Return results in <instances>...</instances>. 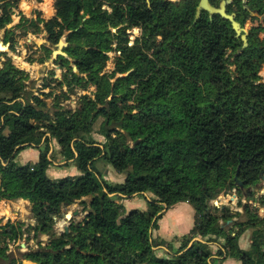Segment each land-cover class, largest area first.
I'll return each instance as SVG.
<instances>
[{
    "label": "trees",
    "instance_id": "obj_1",
    "mask_svg": "<svg viewBox=\"0 0 264 264\" xmlns=\"http://www.w3.org/2000/svg\"><path fill=\"white\" fill-rule=\"evenodd\" d=\"M0 2L2 29L11 18L7 0ZM198 2L151 0L147 8L145 0H54L55 15L33 24H43L54 48L64 32L72 31L65 52L79 76L69 69L61 84L69 89H84L85 82L95 87L93 97L80 96L74 112L57 103L51 113L45 99L52 94L42 92L48 85L35 96L22 72L3 63L0 200L29 201L32 218L49 236L46 246L25 259L35 264H215L224 256L240 264H264V218L255 223L257 209L242 205L243 217L233 236L220 222L235 225L229 210L222 208L215 216L210 206L236 189L233 177L240 160L243 187L253 188L264 177V83L256 84L264 65V41L258 39L264 27L250 30L249 49L236 63L247 53L255 61L245 59L233 80L225 55L240 40L228 22L205 12L192 26ZM124 23L143 28L147 35L129 45L117 29ZM110 51L120 53L115 69L101 75ZM66 59V65L72 64ZM132 85L141 95L136 106L129 101ZM98 119L95 132L104 142L92 136ZM52 138L59 150H53ZM29 148L39 151L38 160L18 163V155ZM57 157L65 162L62 167L73 166L79 175L50 177ZM98 162L110 165L123 182L103 180ZM110 194L116 200L144 194L155 198L149 200L148 211L132 210L122 217ZM85 197H90L88 204ZM246 199L254 200L252 192ZM258 199L264 207V194ZM77 201L87 206L84 220L55 237L54 218ZM180 203L194 211L191 238L157 257L150 233L161 212ZM252 227L250 247L242 250L239 239ZM18 232L10 224L0 227V237L10 241ZM195 235L204 243L194 242L182 253ZM0 261L16 264L1 249Z\"/></svg>",
    "mask_w": 264,
    "mask_h": 264
},
{
    "label": "rangeland",
    "instance_id": "obj_2",
    "mask_svg": "<svg viewBox=\"0 0 264 264\" xmlns=\"http://www.w3.org/2000/svg\"><path fill=\"white\" fill-rule=\"evenodd\" d=\"M7 3L9 4V6L6 7V10L10 12L11 21L4 28L0 29V46H2V50H0V68L2 67L3 63H11L15 67V69L22 72L21 78L25 80L26 85L30 86V90L35 96L40 95L39 90L42 86L48 85V87L42 90V92H51L52 94L50 97L45 99V102L51 113L54 112L53 106L57 103L60 104L63 110H70L72 112L76 111L80 108L81 105L79 103L80 96L87 95L89 97H93L95 87L91 84H88L87 82L84 83V89L83 87L78 85L69 89L65 85L61 84L65 79V75L68 74L69 69H71L76 76H79L76 68L73 65V60L69 56H67L65 52L66 47L57 49V47L54 48V46L50 44V42L47 40V34L42 23L37 24V26L33 24V22L38 18L44 21H48L55 15V10L53 7L54 0H7ZM3 4L4 2H0V19L3 18ZM252 15L254 14L252 13ZM241 21L244 28L243 33L247 37L250 33V30H252L254 27H264V23H260V20L258 18H253L249 15H244ZM117 29L122 30L123 37L127 40L129 45H132L137 39H144L147 35L146 31L143 28L136 29L133 25L128 23L120 25ZM112 32L117 33L116 29H112ZM258 39L260 41H264L263 32L259 33ZM62 42L67 43L63 37L61 38V43ZM113 47H115V45H113ZM248 49L249 42L248 45L244 47L242 42L240 41L234 51H228L225 55V57H229V62H231L227 65V69L232 75L233 80L239 77V75H237L238 70L240 71V67L245 64V59L251 58L247 53V55H245L246 57H243L241 61L236 63V57L244 54V52ZM56 52H58V54L54 56ZM107 55L108 60L103 68L101 75L110 74L111 72H113L120 53L116 51H110L109 53H107ZM65 58H67L66 60L72 62V64L66 65L63 60ZM12 59L14 61H12ZM250 60L253 62L255 61V59ZM15 62L21 65L23 68L16 67ZM126 75H128V73L124 75H117L114 79L111 80V83H114L117 77H123ZM257 75L259 76V79L256 81V84L264 83V65L261 66ZM68 78H71V75L68 76ZM131 88L132 89L129 93V101L130 104L136 106L141 100V95L137 91V87H135V85H132ZM122 95H124V93L117 97H120ZM40 98L43 99L42 96H40ZM143 105H146L145 102ZM133 113H137V111H134ZM100 122L101 119H98L95 122L94 132L92 133V136L95 139H99L101 142H104V139L95 132L98 129ZM46 135L49 136V134ZM50 144L52 147L57 146V143L53 138L50 140ZM55 150H59V148ZM30 151L31 154L39 155V151L37 149L29 148L27 149V151H22L23 153L19 154V156L16 158V161L21 164V161L24 162L28 160L30 158ZM54 164H59L57 166L62 167L65 163L59 162V158L57 157V160L54 162ZM62 168H64L63 171L66 172L67 167ZM96 168L101 173L102 179L107 183L115 184L123 182V177L116 171H114L112 167L107 163L98 162L96 163ZM69 171L70 170H68L67 173H69ZM54 175L61 178V173H59V175L52 173L51 176L53 177ZM76 176L77 175H70L69 177ZM235 187L236 189L232 190L230 193L220 195L210 203V206L212 207V214L215 216L221 215L222 208L229 210L233 218L232 220L234 221L233 223H235V225H227L223 221L220 222L222 228L225 229V232H233V236L237 233L236 230L237 227H239L238 225H236V223H239L240 219H242L243 217L242 205H249L251 208L257 209V220L255 221V223H259L264 218V207L259 206L258 201V198L264 194V177H262V179H260L257 185L253 188L249 186H245L243 188H239L237 186ZM248 192H252V194L254 195V200L246 199V193ZM110 195L109 198L112 199V202H114V205L118 208L119 214L122 217L126 216V214H128L132 210H139L144 212L148 211L149 200L155 198L152 195L147 194V198L149 200L145 196L138 195H135L131 198L123 197L122 200H116L113 199L115 194ZM82 200H84L85 203L88 204L90 197H85ZM86 207V205L80 203L79 201L68 207H65L62 211V216L54 218V236L58 237L65 231V229L67 231L72 224L82 222L87 215V211H85L87 210ZM30 210L31 203L27 200H0V227L3 228L7 224H10V226L16 228V231H19L18 238L13 241H10L7 236L0 237V249L4 252L8 260L13 259L16 264H35L30 260L25 259L23 256L31 251L37 250L40 247L46 246L49 241V236L40 232L38 226L36 225V221L31 216ZM168 210H164L161 212L160 219L163 215L165 216L168 214L167 216H169ZM182 214L184 217H188L187 214H184L182 212L178 219H182ZM66 216H69L70 219H67ZM194 219L195 216H193V222L191 221L190 223L191 218H186V220L179 223L178 226L171 227V225L169 224L170 231L172 230L175 235H177V233H180L179 230L184 231L188 226H192V228L187 233H183L184 235L180 237H170V240H166V238H162L160 236V234L158 233L159 222H157L155 228L150 233V237L152 239L151 241L156 245H154L156 256L160 258L165 257V255H167L166 252H164L165 250L169 251L170 248L171 250H177L181 246L184 239L191 238ZM253 229L254 227L247 228L239 239V241L241 240V245L245 250H248V248L250 247V237ZM163 236L166 237L165 235ZM195 238L201 239L197 235H195ZM213 251L215 250L213 249ZM220 259V263L216 262L215 264H223V262L227 260L224 258V256H222ZM234 261L236 264H240V262L233 259H228L225 264H234ZM0 264H3V262L0 261Z\"/></svg>",
    "mask_w": 264,
    "mask_h": 264
},
{
    "label": "water",
    "instance_id": "obj_3",
    "mask_svg": "<svg viewBox=\"0 0 264 264\" xmlns=\"http://www.w3.org/2000/svg\"><path fill=\"white\" fill-rule=\"evenodd\" d=\"M169 1H173V2H178L180 0H169ZM146 2V5H147V8H150V2L151 0H145ZM205 12L208 14L209 18H212L213 16H218L220 17L222 20L226 21V22H229L230 23V27H231V30L234 32L235 34V37L237 39H239L243 46L246 47L248 45V38L247 36L243 33L244 32V28L240 25V23H238L236 20H235V15L234 14H228L227 11H226V2L225 1H222L218 7H215L213 6L209 0H199L198 2V5L196 7V10H195V16H194V20H193V23H192V26L194 24H196V22L200 19L201 17V14ZM72 31H66L64 32L63 34V38L66 40L67 36L71 33ZM67 46V43L65 42H62L61 43V40L59 41V43L57 44V49H61L62 47H66ZM1 49H2V46H0ZM58 54V52H56L54 54V56H56ZM242 160H240V164L238 166V168L236 169L235 171V175L233 177V180H234V184L239 187V188H243L244 186V182L241 181L239 179V173H240V167H241V164H242ZM110 196H113V195H110ZM164 211V210H163ZM67 219H70L69 216H66ZM227 225H230L232 224V221H228L226 222ZM66 231V229H65ZM194 242H203L201 239L199 238H194L192 239L190 242H189V245L188 247L182 251L185 252L188 248H190V246L194 243Z\"/></svg>",
    "mask_w": 264,
    "mask_h": 264
},
{
    "label": "crops",
    "instance_id": "obj_4",
    "mask_svg": "<svg viewBox=\"0 0 264 264\" xmlns=\"http://www.w3.org/2000/svg\"><path fill=\"white\" fill-rule=\"evenodd\" d=\"M96 140H98V142H101L99 139H96ZM52 148H53V150L58 149L57 146L52 147ZM24 151H27V149ZM23 152H21V153H23ZM29 156H30V158L24 162L21 161V164H25L28 162L35 163L38 159L37 158L38 154H31V151L29 152ZM57 165H59V164H54V166L50 168V170L48 172L50 177H52L51 176L52 173H54L56 175H59V173H61V178L67 177L70 175H72V176L78 175V172L76 171L75 167H73V166L67 167L66 172H65V171H63L64 168L59 167ZM68 170H70L69 173H67ZM52 178L57 179L60 177L59 176L56 177L54 175ZM144 196L147 198V194H144ZM181 210L184 214H187L188 217H184L182 214V217H181L182 219H178L182 213ZM168 211H169V216H167L168 214L165 216L163 215L162 218L158 221L159 222V224H158L159 225V232L158 233L160 234V236L162 238H166V240H170L171 239L170 237H173V236L180 237V236L184 235L183 233H187L192 228V226L191 227L188 226L184 231L179 230L180 233H177V235H175V233H173L172 230L170 231V227H169V224L171 225V227L172 226H178V224L185 221L186 218H188V219L191 218L190 223H191V221L193 222L194 212L188 203L177 204V205L173 206L172 208H170ZM163 235H165L166 237H164ZM239 245H240L241 249L245 250L244 247L241 245V240L239 241ZM164 252H166V250ZM227 261H228V259L226 261H224L223 264H225V262H227ZM234 264H236L235 261H234Z\"/></svg>",
    "mask_w": 264,
    "mask_h": 264
},
{
    "label": "flooded vegetation",
    "instance_id": "obj_5",
    "mask_svg": "<svg viewBox=\"0 0 264 264\" xmlns=\"http://www.w3.org/2000/svg\"><path fill=\"white\" fill-rule=\"evenodd\" d=\"M209 1L215 7H218L222 1H225L227 13L234 14L235 20L240 23L241 26V20L244 15L258 18L260 23H264V0H215L217 1L216 5H214L215 2L212 3V0ZM252 13L254 15H252Z\"/></svg>",
    "mask_w": 264,
    "mask_h": 264
},
{
    "label": "bare ground",
    "instance_id": "obj_6",
    "mask_svg": "<svg viewBox=\"0 0 264 264\" xmlns=\"http://www.w3.org/2000/svg\"><path fill=\"white\" fill-rule=\"evenodd\" d=\"M0 50H2V49L0 48Z\"/></svg>",
    "mask_w": 264,
    "mask_h": 264
}]
</instances>
